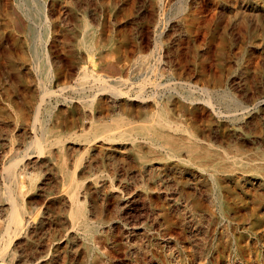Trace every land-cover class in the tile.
I'll list each match as a JSON object with an SVG mask.
<instances>
[{"label":"rangeland","instance_id":"obj_1","mask_svg":"<svg viewBox=\"0 0 264 264\" xmlns=\"http://www.w3.org/2000/svg\"><path fill=\"white\" fill-rule=\"evenodd\" d=\"M166 115L199 152L150 140ZM0 241V264H264V0H0Z\"/></svg>","mask_w":264,"mask_h":264},{"label":"bare ground","instance_id":"obj_2","mask_svg":"<svg viewBox=\"0 0 264 264\" xmlns=\"http://www.w3.org/2000/svg\"><path fill=\"white\" fill-rule=\"evenodd\" d=\"M86 47L89 49L90 53H92V46L87 43ZM98 80L101 81L100 78ZM98 80H97V82H98ZM103 83H104V81H103ZM84 87H85V82L83 81V83L81 84V86H79L77 88V90L80 91V89L81 88L84 89ZM101 88L104 91L107 89L108 90L110 89L109 87L105 86L104 84L101 85ZM112 89H113V87H112ZM116 91L113 90L111 92L118 95L120 92L117 94ZM85 92L86 91H84L83 93L79 92L80 96H84L83 98L85 99V101H87V100L89 101L90 96L87 97ZM44 125H43L42 136L35 137L33 142L30 144L31 149H35L40 154L41 153L43 154L46 151V148L48 145H51V144L60 145V144H62V140L60 137H55L54 139H52V141H51V139H49V137H48L49 133L46 132V126H44ZM91 127L93 128V127H98V126H94V124L92 123ZM181 131L183 133L186 132V130H184L182 127L178 126L177 122L174 121L172 118H170L169 115H166L163 117V122L156 123L155 127L154 128L152 127V129L149 132H147V134L150 136V140L152 142L157 143L158 146L157 145H155V146L161 147L162 149H165L168 152L170 157L180 156L181 152L183 150L186 151L190 156H193L194 152L200 151L199 150V149H201L199 146L200 142L197 139H194L193 137L187 138L188 141L184 142L185 137L184 136L180 137L179 134H177ZM19 164H20L19 161H15L11 165H9V167H7V169H6V173L8 174V176H7L8 177V185L6 186L7 187L6 195L4 194V196L7 197V201L10 203L11 212L9 215L8 225L4 231L3 237L1 238L2 241H5L6 239L11 238L13 234L18 235L20 232H22V230L25 228V225H26L25 214H26L27 210H25L21 206L20 201H19L20 197H22V195H23L22 191H23V188L25 186V183L23 182L24 180L22 181V179L24 177H26V175L24 174L25 172L24 173L22 172V174H19V172L16 171ZM63 170H65V169H63ZM65 176L67 178V183L72 185V187L71 188L69 187V188H70V193L72 195V198H71L72 199V208L70 207V209H72L73 215L72 214L71 215L73 216L72 217L74 219L73 221H76L79 224H80V221H82V223L84 224L85 223L84 217H85L86 212H84V204L80 200V198L78 196L77 189L74 186V180L72 178L73 175H72V177L69 176L68 171L65 170ZM4 191H5V189H4ZM82 223H81V225H82ZM26 228H28V227H26ZM3 249L4 248H3L1 241H0V251Z\"/></svg>","mask_w":264,"mask_h":264}]
</instances>
